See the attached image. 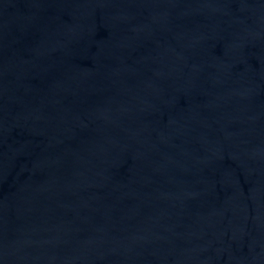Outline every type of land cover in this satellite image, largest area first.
Masks as SVG:
<instances>
[{
  "label": "water",
  "instance_id": "95a60500",
  "mask_svg": "<svg viewBox=\"0 0 264 264\" xmlns=\"http://www.w3.org/2000/svg\"><path fill=\"white\" fill-rule=\"evenodd\" d=\"M0 264H264V0H0Z\"/></svg>",
  "mask_w": 264,
  "mask_h": 264
}]
</instances>
